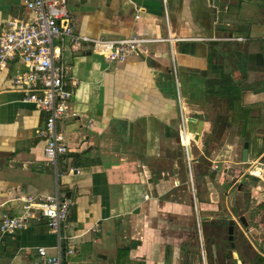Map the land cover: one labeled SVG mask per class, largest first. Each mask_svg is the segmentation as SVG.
I'll use <instances>...</instances> for the list:
<instances>
[{
	"label": "crops",
	"instance_id": "crops-1",
	"mask_svg": "<svg viewBox=\"0 0 264 264\" xmlns=\"http://www.w3.org/2000/svg\"><path fill=\"white\" fill-rule=\"evenodd\" d=\"M68 6L76 35L173 41L150 44L148 53L123 64L65 41L61 62L77 82L78 117L60 126L69 153L59 184L73 202L67 235L74 252L67 244L59 252L46 221L31 218L0 244V264H42V247L50 256L60 253L63 264H241L264 257L260 231L248 242L236 240L233 250L229 234L211 224L228 217L246 229L241 203L250 228L264 223V130L253 124L264 103V0H168V16L162 0H68ZM17 18H31L24 0H0V36ZM26 71L15 58L0 72V217L22 215V198L57 188L41 135L48 113L23 102V88L14 83ZM182 118L202 121L201 142L192 133L187 144L181 140ZM247 188L254 194L243 198Z\"/></svg>",
	"mask_w": 264,
	"mask_h": 264
},
{
	"label": "built area",
	"instance_id": "built-area-1",
	"mask_svg": "<svg viewBox=\"0 0 264 264\" xmlns=\"http://www.w3.org/2000/svg\"><path fill=\"white\" fill-rule=\"evenodd\" d=\"M162 3L165 15L168 16V0H162ZM24 6L31 14V18L11 20L7 24L6 31L0 36V72L5 70L9 62L15 58L20 59L26 66L27 71L15 76L14 83L23 88V102L33 104L38 110L48 113L46 127L41 131V135L47 139L45 156L55 172L57 188L53 195L22 198V215L12 216L3 213L0 217V244L7 236L23 230L29 219L41 218L46 221L47 227L55 235L56 248L59 252L63 245L67 244L69 246L67 253L71 254L74 248L70 245L74 242V238L67 235V230L73 202L62 194L59 184V180L67 172L63 159L68 155L69 148L60 126L71 118L78 117L72 105L73 88L77 82L69 75L68 67L61 62L64 43L70 39V43L75 46L88 44L93 52L106 61L123 64L137 52L148 53L150 44L171 42L173 38L134 36L127 39L110 40L80 36L74 33L68 0H24ZM176 39L184 40L183 38ZM236 40L242 41L243 38ZM172 71L176 84H179L180 79L175 60H173ZM187 133V128L183 124L180 133L182 141ZM190 177L194 193L191 170ZM197 206L194 196L200 253L205 257L206 252L200 231L201 219ZM244 233L248 237L252 233H257V230L249 227L244 229ZM38 255L42 264H63L61 254L50 256L47 248H38Z\"/></svg>",
	"mask_w": 264,
	"mask_h": 264
},
{
	"label": "water",
	"instance_id": "water-1",
	"mask_svg": "<svg viewBox=\"0 0 264 264\" xmlns=\"http://www.w3.org/2000/svg\"><path fill=\"white\" fill-rule=\"evenodd\" d=\"M263 117H264V103L262 104V107L258 108V115H256V117H254L253 119V124H254V129L255 131H259L261 128L264 130V123L262 124L263 121ZM182 123H184V125L187 128V132L188 133H192L194 136V140L196 143L201 142L200 138L202 136V134L200 133V131H198L197 126L199 124H202L201 120H197L194 118H189V119H184L182 118ZM250 144L246 143L245 144V150H244V164H247L248 162V149H249ZM188 150V157L189 159L192 158V154L190 152V146H187ZM248 201V200H247ZM240 222H242V225L248 229L249 228V224L247 222V219L244 215H240L239 216ZM212 226L214 227V229L216 230L215 232H223L226 231L229 234V240L232 241L233 243V250L236 249L235 247V241L238 240L239 238L241 240H243L244 242H248V237L245 235L244 233V229L241 230V228H239V224L236 220L232 219V218H228V217H220L217 222H212L211 223ZM257 231H260V229ZM254 233H252L251 235H253ZM241 264H264V257L263 256H257L255 257H248V261H243L240 260ZM238 264V263H236Z\"/></svg>",
	"mask_w": 264,
	"mask_h": 264
},
{
	"label": "rangeland",
	"instance_id": "rangeland-1",
	"mask_svg": "<svg viewBox=\"0 0 264 264\" xmlns=\"http://www.w3.org/2000/svg\"><path fill=\"white\" fill-rule=\"evenodd\" d=\"M184 143H185V141H184ZM234 182H235V180L233 181V183ZM228 184H231V182H228ZM247 189L248 190L245 191L246 194L242 196L243 198H248V197H250V196H252L254 194V192L250 193V191H252L251 189H249V188H247ZM242 201L243 200L240 199V202L239 203H241ZM193 205H194V196H193ZM241 205H242V203H241ZM241 205L239 207V213L242 214V211H243L242 209H244V207H242ZM194 214L197 215V212L195 210V207H194ZM248 216H249V214H248ZM196 221H197V216H196ZM256 227L259 228V229H261L260 230V234H262V235L259 234L258 237L260 236V238L264 240V232L262 231L264 229V223H262L261 221L260 222L258 221V223L256 224ZM197 228H198V226H197Z\"/></svg>",
	"mask_w": 264,
	"mask_h": 264
},
{
	"label": "flooded vegetation",
	"instance_id": "flooded-vegetation-1",
	"mask_svg": "<svg viewBox=\"0 0 264 264\" xmlns=\"http://www.w3.org/2000/svg\"><path fill=\"white\" fill-rule=\"evenodd\" d=\"M194 141H195V140H194ZM193 143H195V142H193ZM186 152H187V150H186ZM187 154H188V153H187ZM215 231H216V230H215ZM196 232H198V230H197ZM228 239H229V237H228ZM248 257H249V256H248ZM251 257H255V258H256L257 255H254V256H251ZM243 261H244V260H243ZM245 261H248V258H246Z\"/></svg>",
	"mask_w": 264,
	"mask_h": 264
},
{
	"label": "bare ground",
	"instance_id": "bare-ground-1",
	"mask_svg": "<svg viewBox=\"0 0 264 264\" xmlns=\"http://www.w3.org/2000/svg\"><path fill=\"white\" fill-rule=\"evenodd\" d=\"M185 144H187V143H185Z\"/></svg>",
	"mask_w": 264,
	"mask_h": 264
}]
</instances>
